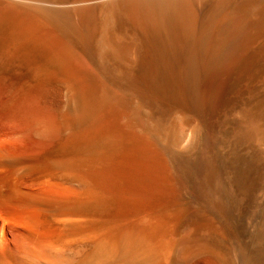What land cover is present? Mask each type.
<instances>
[{
    "label": "bare ground",
    "instance_id": "6f19581e",
    "mask_svg": "<svg viewBox=\"0 0 264 264\" xmlns=\"http://www.w3.org/2000/svg\"><path fill=\"white\" fill-rule=\"evenodd\" d=\"M200 252L264 264V0H0V264Z\"/></svg>",
    "mask_w": 264,
    "mask_h": 264
},
{
    "label": "rangeland",
    "instance_id": "374dc122",
    "mask_svg": "<svg viewBox=\"0 0 264 264\" xmlns=\"http://www.w3.org/2000/svg\"><path fill=\"white\" fill-rule=\"evenodd\" d=\"M82 236L83 235H79V236L76 235V236H72L71 239L69 238L68 239V241H70V242H68L69 248L73 249L74 251L76 250V252H80V253L84 252L85 248L87 250L90 246V244H89L90 242H88L89 241L88 238H90V237L85 236V238H84ZM78 237H80V238H78ZM81 249H82V251H81ZM205 253L206 252H200L199 256L195 257L191 261L181 263V264H206V254ZM196 254L198 255V253H196ZM196 254L194 256H196Z\"/></svg>",
    "mask_w": 264,
    "mask_h": 264
}]
</instances>
